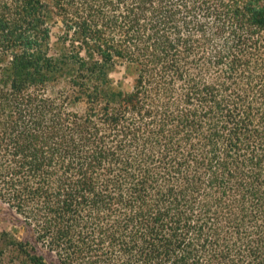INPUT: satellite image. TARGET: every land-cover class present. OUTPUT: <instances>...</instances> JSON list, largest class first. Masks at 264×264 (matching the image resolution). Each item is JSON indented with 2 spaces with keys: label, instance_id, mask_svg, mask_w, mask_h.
Here are the masks:
<instances>
[{
  "label": "trees",
  "instance_id": "16d2710c",
  "mask_svg": "<svg viewBox=\"0 0 264 264\" xmlns=\"http://www.w3.org/2000/svg\"><path fill=\"white\" fill-rule=\"evenodd\" d=\"M0 204L58 264H264V0H0Z\"/></svg>",
  "mask_w": 264,
  "mask_h": 264
},
{
  "label": "rangeland",
  "instance_id": "374dc122",
  "mask_svg": "<svg viewBox=\"0 0 264 264\" xmlns=\"http://www.w3.org/2000/svg\"><path fill=\"white\" fill-rule=\"evenodd\" d=\"M57 29H54V33ZM54 40V38H53ZM52 48L57 46L52 43ZM114 79L123 76L121 67L112 71ZM129 76L123 80V86L128 87ZM40 255L45 264H58L56 255L34 238L31 228L6 205L0 204V264H33L28 253Z\"/></svg>",
  "mask_w": 264,
  "mask_h": 264
}]
</instances>
